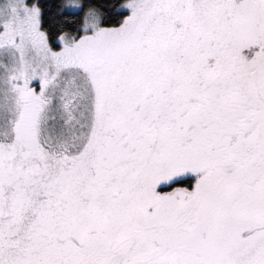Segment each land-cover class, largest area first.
I'll return each mask as SVG.
<instances>
[{
	"label": "snow or ice",
	"instance_id": "6c2138e0",
	"mask_svg": "<svg viewBox=\"0 0 264 264\" xmlns=\"http://www.w3.org/2000/svg\"><path fill=\"white\" fill-rule=\"evenodd\" d=\"M0 264H264V0H0Z\"/></svg>",
	"mask_w": 264,
	"mask_h": 264
}]
</instances>
